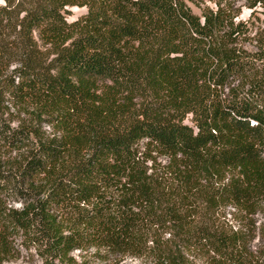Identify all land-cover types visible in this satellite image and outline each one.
Segmentation results:
<instances>
[{"label": "trees", "instance_id": "trees-1", "mask_svg": "<svg viewBox=\"0 0 264 264\" xmlns=\"http://www.w3.org/2000/svg\"><path fill=\"white\" fill-rule=\"evenodd\" d=\"M3 1L0 104L59 131L0 121L6 147L28 148L0 157L3 249L22 232L48 264H112L71 255L88 248L102 261L140 253L161 203L142 142L177 161L192 191L215 178L205 191L216 208L264 212V0ZM72 6L87 12L69 21ZM11 194L27 197L23 209L7 207ZM198 227L184 239L216 264H256L242 228Z\"/></svg>", "mask_w": 264, "mask_h": 264}, {"label": "rangeland", "instance_id": "rangeland-1", "mask_svg": "<svg viewBox=\"0 0 264 264\" xmlns=\"http://www.w3.org/2000/svg\"><path fill=\"white\" fill-rule=\"evenodd\" d=\"M3 2L0 0V3ZM188 4L194 12L199 13V9L193 3L188 2ZM68 10L70 12L67 14L69 21H73L87 12L86 7L80 6H72ZM250 14L251 10L243 6L241 18L246 19ZM263 28L264 23L261 25V29ZM257 30L256 28L255 32ZM13 67H9V71ZM8 99L7 96L2 98L0 121L10 124L12 128L30 124V126L38 128L39 135L53 136V134L59 133L57 125L52 126L47 123L48 116L44 115L42 121H33L30 119L32 115L29 112L22 108L18 110L12 103L6 101ZM20 120L23 123H20ZM140 145L142 156L153 158V161L146 164L152 165L150 172L158 178L161 200L159 211L156 214H151L147 220V235L143 248L137 254L129 252L110 255L105 253L107 256L109 255L107 261L99 259V254H104V249L96 248H88L84 251L75 250L71 253L73 258L77 262L88 260L95 263L110 262L112 264H216L214 259L218 256L206 245H190L189 242L192 239H184L185 234L200 228L198 226H208L228 232L242 228L246 233L245 245L242 250L246 251L247 260L256 261L258 264V260L264 256V212L259 211L245 217V213L236 211L231 206L216 208L215 205L208 202L207 191H205L212 187L215 178L211 179L212 181L198 179L199 183L196 184L200 186L193 192L192 188H188L189 185L184 182L182 167L177 161L170 162L168 158L152 151L151 147H146L144 142ZM9 148L0 138L2 162L11 159L18 160L28 151V148L19 151ZM228 176L229 174H226L223 182L227 181ZM6 198H8L6 205L9 208L21 210L26 205L27 197L25 195L11 194ZM173 214L179 218L170 219ZM189 228L192 230L190 231ZM5 244L6 249L0 246V264H48L51 261L50 257L43 255L42 249L34 245L28 234L19 232L14 236H9L6 238ZM4 250L7 251L3 252ZM54 263L56 264L57 261Z\"/></svg>", "mask_w": 264, "mask_h": 264}]
</instances>
